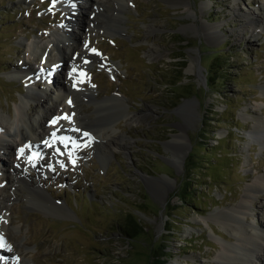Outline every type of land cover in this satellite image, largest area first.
I'll use <instances>...</instances> for the list:
<instances>
[{
  "label": "rangeland",
  "instance_id": "obj_1",
  "mask_svg": "<svg viewBox=\"0 0 264 264\" xmlns=\"http://www.w3.org/2000/svg\"><path fill=\"white\" fill-rule=\"evenodd\" d=\"M204 1L209 6L201 8ZM213 1L211 6L212 0H131L123 10L121 22L125 28L114 29L112 26L119 16L118 0H108V7L98 10L97 15L105 23L93 27L88 43L101 49L106 63L104 67L97 62L89 66L88 77L94 73L93 81L98 84L95 97L127 95L123 98L129 110L140 115L139 121L125 124L119 119L117 125L128 137V145L109 155L104 167L93 159L91 148L87 147L84 157L77 159L78 168L84 170L78 171L80 184L59 193L51 190L54 197L64 201L70 200V196L87 201L79 206L75 199L67 201L74 213L27 202L23 190L16 188L21 195L11 188V194L6 186L9 189L3 190L0 205L10 212L11 225L20 228L8 225L12 233L8 234L18 242L27 261L215 263L214 255L220 244L209 225L222 235L227 236L228 232L204 217L233 205L234 197L239 200L245 185L256 177L255 166L260 165L264 170V147L248 134L253 124L249 113L264 116V99L260 100L264 96L261 93L264 33L248 40L249 33L240 30L237 16L231 10L235 0ZM242 2L238 0L236 4L244 10ZM51 5L52 0L48 4L36 0H0V97L21 95L25 88L19 79L7 76L18 60L21 65L25 38L44 37L53 23L63 21V13L53 16L52 10L49 11ZM86 5L83 11L88 10ZM42 12L43 17H39ZM106 18L110 21L108 27ZM202 22L219 25L221 37L207 36L201 28ZM234 31H240L244 38L237 39ZM120 34L122 38H115L112 46L111 37ZM153 46L162 56L149 55ZM214 53L220 56L216 59ZM212 61L215 64L206 69ZM180 62L185 66L180 68ZM190 63L192 70H188ZM108 65L115 66V75L111 77L101 71L108 70ZM176 81L179 86L172 85ZM87 82L85 85L89 87L90 81ZM51 92L45 97L47 107L53 104ZM85 97H81L83 109L97 117L96 99ZM183 103L188 107L179 111ZM36 109H30L29 114H34ZM80 130L85 132L82 126ZM204 143L208 150L200 149ZM175 152L179 155L178 162L172 161ZM88 160L85 166L83 161ZM53 168L60 171L58 166ZM28 174L37 180L31 169ZM0 175L5 183L3 174ZM75 176L73 171L67 175L70 180ZM141 178L146 179L148 190ZM160 187H164L162 196L158 195ZM86 193L96 197L95 202L89 201ZM7 195L10 201H3L2 196ZM261 200L264 204V197ZM130 212L139 219L143 231L133 239H124L116 224ZM254 216L259 222L264 221V213L257 209ZM163 247L169 254L158 256Z\"/></svg>",
  "mask_w": 264,
  "mask_h": 264
},
{
  "label": "bare ground",
  "instance_id": "obj_2",
  "mask_svg": "<svg viewBox=\"0 0 264 264\" xmlns=\"http://www.w3.org/2000/svg\"><path fill=\"white\" fill-rule=\"evenodd\" d=\"M107 1L108 0H60L58 6L63 10V21L56 24L55 28L48 32L47 38L35 39L34 37V39L26 40L23 44L25 56L21 62V66L15 68V70L9 71L7 76H9L10 79H17L23 76V74H32L33 79L26 83L25 92H22V95L31 100L32 109L37 107L40 108L35 114L28 116V130L19 138L14 139L11 143L0 141V164L3 165V171L0 172V174H3V179H5L4 187L0 189V197L2 191L8 186L15 190L16 194L22 193L17 191L16 188L23 190L24 192L22 194L25 195L28 202H37L36 204L40 206L50 209L54 208L59 211H63L65 208L68 212H71V210L65 206V201H57L45 190L39 177L37 180L30 178L28 169H31L33 172L35 169L48 171L52 164L60 163V160L63 158L62 156H68L69 152H72L73 155H78V153L87 149L83 147V144L87 143V138L71 130L73 128L80 129V126H82L93 138L91 143H95V148L97 150L96 154L98 155L99 153V158L104 159L113 151L127 148L128 137L119 130L117 122L121 119L125 124H131L134 121H139L140 115L129 110L128 104L124 98L113 94L112 97L109 96L110 98H106V96L104 99H96L95 107H97L98 116H90V114L83 109L84 106L81 104V97L84 95L80 97L78 91H74L72 88L74 80L73 78L72 80L69 79V73L72 67L76 68L78 71L83 70L88 73L89 63L85 64V59L90 61V63L93 61H99L102 64L106 63L101 52L94 48L100 55L92 54L91 49L93 48L89 46L85 48L86 44H84L85 42L84 40L82 41V39L90 33L91 27L96 26V23H105V19H102L98 15L96 16V12L98 8H102L105 5L107 6ZM237 1L238 0L234 1L231 10L237 16L236 20L240 23V30L249 33L248 40H254L259 36V31L256 26L264 25V1L262 3L258 2L255 8L247 7L245 10L237 7ZM118 2L120 3L119 12L117 11L119 16L112 26L113 29L118 27L122 28L121 21L122 18H124L122 16L123 9H126L125 7L130 0H118ZM83 3H88V10L84 12L81 9ZM182 4L189 6L188 3L182 2ZM207 6H209V3L204 1L201 8ZM108 18H106V24L107 21H109ZM104 25L105 24H103V27ZM108 26L107 24V27ZM201 26L207 36L213 39H219L222 35L221 31L218 29L219 25L202 22ZM97 27L101 26H96L95 28ZM152 28L153 26L151 27L150 25L149 30ZM112 31L115 32V30ZM234 35L237 39L244 38L241 37L240 31H234ZM148 53L153 57H159L163 54L156 46L151 47ZM81 58H83V61ZM31 60L38 63V66L34 67ZM56 63H58L57 66L55 65ZM192 68L193 64L190 63L188 70H192ZM56 70L59 72L58 75L53 73V71ZM36 76H41V78L44 79L45 88H41L36 84ZM51 83L54 84L55 92H51V99L53 100L52 106L47 107V105H45V95L47 93V86ZM77 89L83 91L87 96H92L90 98L95 99L94 94L96 90L92 86L86 87L83 83L79 84ZM261 93L264 95V83L261 85ZM69 98L72 100V106H69L67 103ZM34 103H36V105H34ZM20 106L23 112L26 109V103L23 97L21 98ZM187 107V103H183L180 105L179 111L182 109L186 110ZM65 113L72 115L73 119L71 123L60 121L57 126L60 129L58 135L70 137L72 140L79 143L81 147L74 149L71 143H69L67 147L62 144H57L56 147H59L60 151L64 153L63 155H59L54 152L53 148L45 147L42 142L45 139H50V133L55 130L49 127L47 120H51ZM251 117L253 124L248 134L264 147V116L257 112H253ZM7 119L8 117L5 112L0 110V126H2L3 122ZM103 119H106L105 122ZM29 142L37 146L33 150H39L41 154L40 158L35 162V167L27 163V156L30 154L28 149L25 150V156L23 158H19L17 155L18 149ZM175 151L177 152V150ZM176 152L175 154L172 153L173 162H178L179 159V155ZM46 153L51 155V160L49 162L44 160V155ZM255 167L258 174L245 185L239 200L234 197L236 202L233 205L214 210L210 212L207 217H204L205 219H211L220 224L221 227L228 232L227 236L222 235L208 224L210 230L215 235L214 237L220 244L219 250L214 255V264H264V221L259 222L254 216V209H257L259 213H264V204L261 202V199L264 197V170L260 165ZM156 188L155 186V189ZM163 188L164 187H160L158 195L164 193ZM2 197H4L2 198L3 201L10 199L8 195ZM9 221L10 217L8 213L0 209V235L5 238L7 244L12 243L11 237L7 231ZM1 254L4 257V261L6 259L8 260L9 257V262L11 264H33V262H26L23 258H20L11 248L4 247ZM17 257H19V260L16 259Z\"/></svg>",
  "mask_w": 264,
  "mask_h": 264
},
{
  "label": "snow or ice",
  "instance_id": "obj_3",
  "mask_svg": "<svg viewBox=\"0 0 264 264\" xmlns=\"http://www.w3.org/2000/svg\"><path fill=\"white\" fill-rule=\"evenodd\" d=\"M56 2H57V0H53L52 7H55ZM52 7L49 8V11L52 10ZM87 47H88V45L86 44L85 48H87ZM91 53L94 54V55H100L97 52V50L94 49V48L91 49ZM84 63L88 64V63H90V61L85 59ZM101 67H104V65L102 64ZM69 76H70V78H73V80H74L73 88H77V86L79 84H83V83L87 82V80H88L87 72H85L83 70H79L78 71L76 68H73L71 70V72L69 73ZM37 78H39V77H37ZM67 103H68L69 106H72L71 98L68 99ZM72 119H73V116L69 115L67 113H65L63 115H60V116H56L53 119H51L49 121V127H52L55 130H53L50 133V139H45L42 142L44 144V146L48 147V148H53L54 152L56 154H59V155H63L64 153L60 151L59 147H56L57 144H62L65 147H67V145L69 143H71L74 149L81 147V145L79 143H77L75 140H72L70 137L58 135V132L60 131V129L57 126L59 125L60 121H67L68 123H71ZM71 130L74 131V132H77V133L81 132V130L79 128H73ZM82 136L87 138V143H84L83 147H88L89 144L92 142L93 138L90 136V134L87 131L83 132ZM35 147H37V146H35L31 142H29V143H26L25 145H23L22 147H20L18 149V151H17V155H18L19 158H23L25 156V150L26 149H28L30 151V154L27 156V163L29 165H31L32 167L36 166L35 162L41 156V154L38 151L32 150ZM68 156L70 158L71 163L73 165H75L76 161H75V159H72L73 153L69 152ZM60 167L64 168L65 164L61 162L60 163ZM52 170L55 171V169H52ZM0 186H2V185H0ZM6 244H7V242H6L5 238L2 235H0V249L4 248L6 246ZM8 247H10V245H8ZM16 259L19 260V257H17Z\"/></svg>",
  "mask_w": 264,
  "mask_h": 264
},
{
  "label": "clouds",
  "instance_id": "obj_4",
  "mask_svg": "<svg viewBox=\"0 0 264 264\" xmlns=\"http://www.w3.org/2000/svg\"><path fill=\"white\" fill-rule=\"evenodd\" d=\"M26 103V109L21 110V98ZM31 100L23 95L14 97L7 95L0 97V110H3L8 119L0 126V141L11 143L28 130V116L31 109Z\"/></svg>",
  "mask_w": 264,
  "mask_h": 264
},
{
  "label": "trees",
  "instance_id": "obj_5",
  "mask_svg": "<svg viewBox=\"0 0 264 264\" xmlns=\"http://www.w3.org/2000/svg\"><path fill=\"white\" fill-rule=\"evenodd\" d=\"M210 65V67H212V65L215 64V62L212 61V63H208ZM179 67L182 68L185 65L183 64V62H180ZM177 71V70H176ZM175 86H179L177 84V81L172 83V85ZM200 149H204V150H208V146L207 144H202L200 145ZM211 164H207V166H210ZM212 178V177H210ZM122 221L116 224L117 227V231L119 233V235L121 236V238L124 239H133L134 237H136V235H138L140 232L143 231V227L142 224L139 222V219L135 216V214L133 213H126L124 215V217H122ZM169 254V252H166L164 250V247L162 248V250L160 251V253L158 254V256H165Z\"/></svg>",
  "mask_w": 264,
  "mask_h": 264
}]
</instances>
